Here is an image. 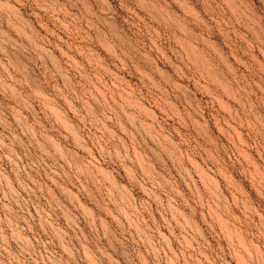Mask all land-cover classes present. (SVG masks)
Instances as JSON below:
<instances>
[{
	"label": "rangeland",
	"instance_id": "1",
	"mask_svg": "<svg viewBox=\"0 0 264 264\" xmlns=\"http://www.w3.org/2000/svg\"><path fill=\"white\" fill-rule=\"evenodd\" d=\"M0 264H264V0H0Z\"/></svg>",
	"mask_w": 264,
	"mask_h": 264
}]
</instances>
